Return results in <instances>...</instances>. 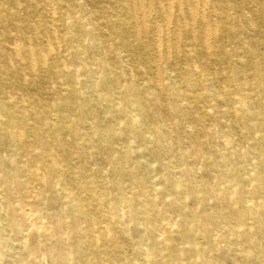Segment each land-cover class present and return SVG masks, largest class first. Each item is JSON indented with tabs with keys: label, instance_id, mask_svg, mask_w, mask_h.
I'll return each mask as SVG.
<instances>
[{
	"label": "bare ground",
	"instance_id": "1",
	"mask_svg": "<svg viewBox=\"0 0 264 264\" xmlns=\"http://www.w3.org/2000/svg\"><path fill=\"white\" fill-rule=\"evenodd\" d=\"M0 264H264V0H0Z\"/></svg>",
	"mask_w": 264,
	"mask_h": 264
}]
</instances>
